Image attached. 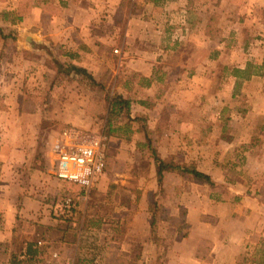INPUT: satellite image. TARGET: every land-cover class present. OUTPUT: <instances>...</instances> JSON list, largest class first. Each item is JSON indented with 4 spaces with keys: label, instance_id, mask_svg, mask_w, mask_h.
Returning <instances> with one entry per match:
<instances>
[{
    "label": "crops",
    "instance_id": "0c3cea01",
    "mask_svg": "<svg viewBox=\"0 0 264 264\" xmlns=\"http://www.w3.org/2000/svg\"><path fill=\"white\" fill-rule=\"evenodd\" d=\"M124 1L18 0L12 10L23 13L22 21L0 19L6 36V29L17 33L20 46L16 50L21 51L19 61L9 65L16 73L10 74L5 66L0 70V262H6L2 261L8 258L5 253L14 251L13 264H58L52 257L55 252L60 264L69 259L75 264H264V130L259 135L243 134L244 127H256L255 117L264 116V56L259 61L252 54L255 48L247 50L264 42L252 40L243 45L221 39L216 44L206 32L200 37L190 34L201 25L206 28V13L200 12L211 10L212 0H162L174 3L172 21L182 31L176 36L157 21L166 16V8H158L153 0H138L151 2L144 9L150 12L138 14L132 7L123 9ZM27 36L48 43L59 64L44 51L30 50L25 44ZM215 44L218 56L214 55ZM186 48L189 55L180 54ZM38 59L51 60L54 68L41 66ZM254 61L261 62L256 71L250 70ZM20 63L26 66L21 75L22 69L15 66ZM218 63L222 72L217 71ZM75 67L85 69L100 84L110 77H124L123 91L113 92L130 101L131 112L145 117L141 126L131 119L128 140L119 136L118 142H138L144 147L146 126L162 160L194 165L214 186L186 182L178 173L164 172L161 190L173 196L163 199L159 192L152 202L149 195L159 191L157 167L146 159L145 169H151L150 177L155 179L140 184L139 199L122 201L120 197L114 206V232L83 230L89 213L85 203H79L76 221L64 225L62 218L55 217L60 202L53 207L48 200L62 186L74 190L76 183L48 173L47 143L49 137L68 129L46 127L69 126L73 135L83 137L84 130L98 125L102 116L101 101L94 96L99 89L77 74ZM25 75L31 80L42 75L41 82L33 86L37 89L30 84L20 88L18 77L25 79ZM216 75L222 79L217 95L230 94L218 104L212 96ZM6 80L12 83L2 84ZM82 81L90 83L91 96L81 90ZM42 89L45 97L39 95ZM201 94L209 101L210 111L215 107L222 117L231 111V117L214 119L211 113L204 119L196 117ZM58 108L64 111L61 116L53 112ZM251 114L257 116L249 118ZM41 127L44 135L38 143ZM121 148L137 151L133 146L121 144ZM115 153L119 156L120 151ZM110 187L111 181L102 177L93 191L102 200ZM85 194H80V202L88 199ZM156 202L167 213L158 214L153 234L150 221ZM133 204L135 210L129 207ZM174 220L183 221V230ZM90 234L100 239L109 235L110 239L89 250L86 238H93ZM134 238L140 242L137 255Z\"/></svg>",
    "mask_w": 264,
    "mask_h": 264
},
{
    "label": "rangeland",
    "instance_id": "374dc122",
    "mask_svg": "<svg viewBox=\"0 0 264 264\" xmlns=\"http://www.w3.org/2000/svg\"><path fill=\"white\" fill-rule=\"evenodd\" d=\"M18 0H0V19L3 18L4 13H11L13 12L12 8L14 7V2H17ZM39 1V0H37ZM154 1V0H153ZM152 4H156L158 8H161L162 6L164 7V9L166 8L165 12H166V16L162 15L160 16L157 21L164 25L166 28L168 27V30L170 31L169 33H172L173 36L177 35V31L178 29H175V27H177L178 24H176L175 18H173V15H171V11L174 10V3H167L166 1L162 2V0H158L156 2V0L153 2ZM156 2V3H155ZM123 5V9H125L126 7H132L131 9L133 10L134 13H140L142 11H146V12H150V10H144L147 9L148 5L151 4V2L146 1V3L143 2H138L135 0H125ZM151 6L149 5V8ZM162 9V8H161ZM157 13V10H154V13ZM199 13V12H196ZM200 13H206V17H207V22H206V28H204L203 25H201L197 30L191 32L190 34H194L195 37H200L203 32H206L207 34H210L214 40V43L216 42L219 43V40L221 39H227L229 41H240L244 44H248L251 43L252 40H256L258 43L260 42H264V0H212V9L209 10L207 9V12H203L201 11ZM209 13V14H207ZM122 13H120L121 15ZM149 14V13H148ZM145 14V15H148ZM175 17V16H174ZM173 19V21H172ZM198 19V18H197ZM5 32L8 35V39L7 40H1L0 41V70L5 66L8 67L10 71V74L12 73H16L15 70L13 68H11V66L9 65H13L15 62L19 61L17 60L18 58V54H20L21 51H17L16 49L18 48V46H20L19 44H17L16 39L17 37V33H14V30H10V29H6ZM182 33V31H178V33ZM217 40V41H215ZM214 45V55L218 56V54H220V50H218L217 45ZM250 46H248L247 50H252L255 48V51L257 52H252V54H256L258 56V59L260 61V59L264 56V43L259 44L258 46H251V48H249ZM180 48V47H179ZM176 48L173 49V52L176 53ZM180 54H185V55H189L188 53V49H184V51L180 52ZM248 55V53H247ZM250 56V55H248ZM247 56V58L249 59V57ZM28 57V56H27ZM255 57V58H256ZM28 58H32V57H28ZM244 58L243 57V61L241 63H244ZM38 64H40L41 66H48L49 68H54L53 63L51 62V60H44V59H38ZM256 62L254 61L252 63V66L250 67V70L252 71H256L258 70V66L260 65L261 62H257V64H255ZM24 63H20V65L16 64L15 66H20V68L22 69V71H20V75L22 74V72H24L26 70V66L23 65ZM220 68H222L221 64L218 63L217 64V71L218 72H222L220 70ZM262 70V69H261ZM7 71V73H8ZM109 78V76H106V78ZM40 78H42V75L39 76V78H35L34 80H31L30 78L26 77L25 75V79H23V77H18L17 84L20 85V88L22 86H26L27 84L32 85V88H35L33 86H35L36 84L38 85L41 81L39 80ZM110 77L109 79H106V82L104 83L106 85V90L110 92V95L113 96L114 92L113 90L117 91V90H121L123 91L124 86H122V84L124 83V77L122 78H117L116 80L114 78ZM103 80V79H102ZM7 81V82H6ZM4 81L2 84L5 85H10L12 83L11 80H6ZM68 81H72V79H69ZM105 81V80H104ZM30 82V83H29ZM85 82V81H82ZM214 86H213V103L218 104V102L221 99H225L226 95L227 98H230V94H226L224 93L223 95L221 93H219L217 95V88L220 85V83L222 82V79L219 78V76L216 75V77L214 78ZM81 90L85 92H87V94H89V96H91L90 92H88V90L90 89L91 85L90 83L87 81L85 83H81ZM79 87V86H78ZM37 89V88H35ZM84 89V90H83ZM43 89L40 91L42 95ZM96 95H98L99 100L101 101V106L102 109L100 110L101 113V122L98 123V125H95L93 127L87 128L84 131H87L85 133H83V137L84 139L87 138H92V137H96V136H100L103 135L105 137H107L108 142H107V168L104 172V174L99 178L98 183L100 182V180L102 179V177L106 178V182L111 181V183L113 181L121 184L124 183V185H126V187L128 186L127 189L122 188V186H118L117 190L115 191V197L113 198L114 201H112L111 203H109L107 201L108 197L105 196L104 198H102V200L100 199V197L94 193V191L92 190L89 194L88 197V201L87 200H83L82 202H80V200L77 203V206H79L80 204H87L86 205V209L88 207L89 209V213L87 214V219L82 227V229H88L89 231L92 229L95 230H101V233L103 232H111V230H114V221L116 220V215L114 213L117 205V202L119 201L120 197H122V201L128 200L130 198H140V194H141V190H140V184L142 183H146V182H150V181H154L155 178L150 177V172L151 169H145L148 167V161L146 159H150L153 160L152 158V149L149 147L147 141L145 142V146L142 147L143 143H136V142H124V143H120L117 141L119 136H124L126 137V139L129 137L128 135L130 134V120L132 119H128V117L125 114H119V115H111L109 114V100L106 98V94L104 93H98V94H94V96L96 97ZM123 95V94H122ZM87 96L86 94L83 95V97ZM141 95H139L140 97ZM41 97H45V94H43ZM198 102H196V117H201V118H206L208 117L207 115L211 113V116L214 117V119H219V117H222L221 115V110H214L216 109L215 107H213V112L210 111L211 106L209 105V101L206 100L205 95L201 94V99H198ZM201 103V104H200ZM51 109L47 110L46 112L51 113L52 111H50ZM54 114L56 115L57 113L61 116L64 111H60V108L58 109H54ZM252 113V112H251ZM131 115H133V121L135 117H140V115H143L141 113H139L138 111L136 113L131 112ZM231 111L225 112L223 113V117H231ZM257 116L256 114H251L249 116V118L251 116ZM143 117H145L143 115ZM222 117V118H223ZM248 117V116H247ZM231 119V118H230ZM137 122L141 123V120H136ZM254 121L257 123V125H255L256 127H252V128H248L244 127V133H247L248 135H259L260 133H262V129L264 130V116L259 118H254ZM53 129H57V130H64V129H70L69 126H53V127H46ZM73 128V127H71ZM83 130V128H81ZM141 129V127H140ZM73 130V129H71ZM145 132V130H144ZM40 137L38 138V143H40L42 141V137L44 135V127H41L40 130ZM38 133V135H39ZM128 140V139H127ZM123 145L124 147H130L133 146L134 149H136L137 151H134V153H132V150H130L129 148H121L120 150V145ZM157 143H153L152 148L156 149L157 152V148L156 145ZM137 146V148H136ZM123 149V150H122ZM116 151H120L119 156L115 153ZM130 155H127V154ZM39 155H38V159H39ZM128 158H131L132 163L128 164ZM154 161V160H153ZM155 162V161H154ZM130 165H134L133 169H129L128 167ZM156 165V163H155ZM131 168V166H130ZM157 172V169H156ZM180 175V174H179ZM182 176V175H180ZM156 181H158V176H156ZM186 182L187 180L184 179ZM63 181V180H61ZM69 183V181H64ZM73 183V182H70ZM128 184V185H127ZM163 186V185H162ZM162 189V188H161ZM160 189V185H159V191L155 194H150L149 198L150 200L153 202V200H155L160 192V196L163 199H167L169 197H172V194H168L167 192L164 193L163 190ZM94 193V195H93ZM87 194V195H88ZM76 196V195H80L78 192H76V190L71 189L69 186L66 188L63 186L59 189V193H57L54 197H51V201L48 200V204H50L53 207H56V203L60 202L62 199H64L65 197L68 196ZM85 195V196H87ZM81 196V195H80ZM86 198V197H85ZM90 199V200H89ZM87 201V202H86ZM132 207L133 210H135L134 208L136 207L135 204H133V206H129ZM120 208V207H118ZM152 212V211H151ZM60 212H58V215ZM81 213V212H80ZM162 215H165L167 213L166 210H160V212ZM182 213V210H180V214ZM55 216L58 218H62V223H65L64 225L68 224L67 226H71V224H73L72 222L69 223L67 222V218L65 217H59V216ZM181 216H184L183 214H181ZM124 218V217H123ZM126 219V218H125ZM101 220V223L99 224L98 221ZM119 227H121V224H118ZM130 226V224H129ZM125 228V230H128V227ZM78 227V226H77ZM117 230H119V232L124 233V229L122 228H118ZM123 235V234H121ZM90 237H93V235L90 234ZM109 235L104 236V238H97V237H93L91 239L86 238V246L87 248H89V250H93L94 247H97L98 245H102L104 241H108ZM101 240V241H100ZM119 240H121L119 238ZM123 241V240H122ZM19 244V243H18ZM133 244H134V253H136V255L140 252V242L138 238H134L133 240ZM5 250H3L4 252ZM2 252V253H3ZM14 253V251H9L7 253H5V255H7L8 258L2 260V261H6L8 262V264H13L12 263V259L11 256ZM17 255V254H14ZM3 258H5L3 256ZM138 258V257H137ZM5 262V263H6ZM137 263L134 264H139L138 261H136ZM60 264V263H58Z\"/></svg>",
    "mask_w": 264,
    "mask_h": 264
},
{
    "label": "built area",
    "instance_id": "2783aa9c",
    "mask_svg": "<svg viewBox=\"0 0 264 264\" xmlns=\"http://www.w3.org/2000/svg\"><path fill=\"white\" fill-rule=\"evenodd\" d=\"M107 142V137L103 135L84 139L73 135L70 129L52 135L47 143L48 173L59 180L84 186L87 195L96 188L106 170ZM79 200L80 195L62 199L58 216L71 218ZM52 257L57 263L60 262L58 253H53ZM64 264H75V260L69 259Z\"/></svg>",
    "mask_w": 264,
    "mask_h": 264
},
{
    "label": "trees",
    "instance_id": "16d2710c",
    "mask_svg": "<svg viewBox=\"0 0 264 264\" xmlns=\"http://www.w3.org/2000/svg\"><path fill=\"white\" fill-rule=\"evenodd\" d=\"M23 13H17V12H11V13H4V17L2 18L3 21L5 22H10V23H19L22 21ZM0 36L4 39H6L8 36H6L2 30V28L0 27ZM74 71L81 75L84 78H88L89 81L91 82V85L98 88L100 93H104L106 94V98L109 100V114L111 115H119V114H125L128 119L130 120L131 118L133 119L132 115H131V103L129 100L125 99L122 95L118 94V93H114L113 96L110 95V92L106 90V85L105 84H100L97 83L96 80L87 73V71L83 68H78L75 67ZM144 117L143 115H140V117H135L134 120H143ZM144 130H145V134L147 135V143L149 145V147L152 149V158L156 163V167H157V176H158V184L160 185V189L162 188L163 185V178H164V172H175L178 173L180 175H182V177L184 179H190L192 182H197V183H208L211 186H214V183L212 181V179L206 175L201 173L200 171H198V169L194 166V165H178L176 163H173L172 161H165L162 160L157 152L155 148H152L153 146V140L151 139V137H149V131L147 130L146 126H144ZM151 135V133H150ZM108 166H106L107 168ZM76 186L74 188V190H76L79 194L83 195L85 194V188L84 186L80 185V184H76L74 185ZM118 185L111 183V187L108 191L107 194V201L109 203H111L113 200V198L115 197V191L117 190ZM163 206L159 205L158 202L154 203L152 205V219L150 221L151 224V229H152V233L154 234L156 232L157 229V218H158V214H160V210H162ZM77 210H78V206H76L73 216L71 218H67V222L69 223H74L76 221V216L79 214H77ZM183 217V216H182ZM181 217V218H182ZM65 218V217H64ZM175 221V220H174ZM175 225L180 226L182 224V230H183V221L181 220V222H174Z\"/></svg>",
    "mask_w": 264,
    "mask_h": 264
},
{
    "label": "water",
    "instance_id": "95a60500",
    "mask_svg": "<svg viewBox=\"0 0 264 264\" xmlns=\"http://www.w3.org/2000/svg\"><path fill=\"white\" fill-rule=\"evenodd\" d=\"M25 44L30 50L44 51L48 56H50L53 59V61L56 64H59V62L54 58V53L52 51V47L48 43H46V42H44V41H42L36 37L27 36L25 39Z\"/></svg>",
    "mask_w": 264,
    "mask_h": 264
}]
</instances>
